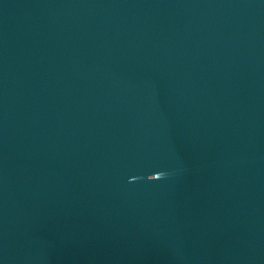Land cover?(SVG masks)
<instances>
[{"label": "water", "instance_id": "1", "mask_svg": "<svg viewBox=\"0 0 264 264\" xmlns=\"http://www.w3.org/2000/svg\"><path fill=\"white\" fill-rule=\"evenodd\" d=\"M0 264H264V0H0Z\"/></svg>", "mask_w": 264, "mask_h": 264}, {"label": "clouds", "instance_id": "2", "mask_svg": "<svg viewBox=\"0 0 264 264\" xmlns=\"http://www.w3.org/2000/svg\"><path fill=\"white\" fill-rule=\"evenodd\" d=\"M163 176H164V173H162V172H161V175H160V177H159V178H161V177H163Z\"/></svg>", "mask_w": 264, "mask_h": 264}]
</instances>
